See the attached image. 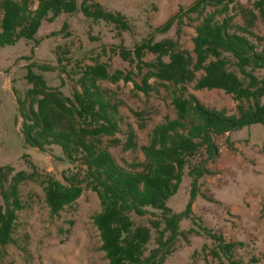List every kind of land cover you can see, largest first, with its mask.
<instances>
[{"label":"trees","instance_id":"obj_1","mask_svg":"<svg viewBox=\"0 0 264 264\" xmlns=\"http://www.w3.org/2000/svg\"><path fill=\"white\" fill-rule=\"evenodd\" d=\"M36 1L32 8L31 0H0V47L22 40L34 52L42 40L38 30L44 21L55 22L77 11L83 19L103 22L118 38L131 30L126 14L97 0ZM186 20L195 24L191 50L180 42ZM173 26L175 36L155 40L150 34L131 47L121 39L113 45L120 60L130 66L127 70H110L99 53L88 63L75 60L66 70L81 48L65 32L64 41L53 49L55 66L42 64L38 68L73 75L75 85L69 94L63 92V82L51 87L41 72L32 70L33 64L28 65L25 79L30 87L23 99L17 98L23 141L39 150L58 146L62 159L74 168L63 172L60 180L39 171L29 160L30 170L0 166L1 247L15 243V220L24 207L19 186L26 181L42 185L51 213L75 202L84 189L96 192L101 209L93 215V222L108 264H164L178 236L188 240L190 232L180 230V221L194 218L192 203L199 191L198 181L211 173L206 163L219 156L217 139L232 130L264 123V0L251 4L194 0L179 6L154 32L166 34ZM65 28L66 22L51 34ZM150 79L171 90L175 115H167L151 129L148 142L140 146L142 161L122 164L110 147L135 149L136 135L127 128L125 140L115 136L121 131L122 100L100 82L131 81L148 93L153 89ZM188 84L195 90L217 89L231 95L237 102L235 113L205 105L189 91ZM197 155L202 156L199 161ZM185 175L190 178V199L184 211L175 212L167 200ZM149 209L158 211L157 217L136 223L134 217L147 215ZM201 228L217 241L211 250L215 258L219 259V253L231 254L236 242H226L221 235ZM153 232L155 239L149 248Z\"/></svg>","mask_w":264,"mask_h":264},{"label":"rangeland","instance_id":"obj_2","mask_svg":"<svg viewBox=\"0 0 264 264\" xmlns=\"http://www.w3.org/2000/svg\"><path fill=\"white\" fill-rule=\"evenodd\" d=\"M97 1L110 10L126 14L131 21V30L118 38L103 22L83 19L77 11L55 22L44 21L38 30L42 40L34 52L22 40L0 47V166L30 170L29 160L39 171L49 172L60 180H63V172L74 168L62 159L58 146L39 150L24 143L17 101V98H24L30 87L25 79L30 64H33L34 72L43 74L49 86H61L63 82V92H71L75 85V79L70 77L73 75L69 76L60 69L42 71L38 68L42 64L55 66L53 49L64 41L65 32H69L81 48L66 70L72 68L75 60L88 63L90 57L98 53L101 60L108 62L110 70H127L130 66L120 60L112 50L113 45L121 39L123 44L131 47L150 34H154L155 40L175 36V26L166 34H157L154 29L167 22L179 6H187L194 0ZM235 1L251 4L253 0ZM31 2L35 8L37 1ZM1 14L0 11V18ZM186 21L180 42L183 48L191 50L195 24ZM65 22L67 28L63 32L51 34ZM134 78L140 79L138 76ZM149 82L153 89L148 93L135 88L131 81L100 82L113 97L122 100L119 106L121 131L115 136L125 140L127 128L136 135L135 149L123 150L121 145L110 147L122 164L142 161L144 156L140 146L148 142L151 129L164 121L167 115H175L171 90L155 84L153 79ZM188 89L205 105L235 113L237 102L222 90H195L192 84H188ZM217 145L219 156L214 162L206 163L211 173L198 181L199 191L192 203L194 218L183 217L180 221V230L190 232L188 240L178 236L173 252L166 257L164 264H264V123L227 132L217 139ZM201 158L197 155L195 160ZM19 192L24 207L15 220V243L0 246V264H108L100 247L99 231L93 222V215L101 209L95 191L84 189L75 202L58 213L50 212L38 181L21 183ZM189 199L190 178L185 175L177 192L167 200V206L175 212H182ZM157 215L158 211L149 209L147 215L134 219L136 223H145ZM201 227L221 235L226 242H236L231 254L225 256L218 252L220 257L215 258L211 250L217 241ZM154 237L155 232L149 248L153 246Z\"/></svg>","mask_w":264,"mask_h":264}]
</instances>
